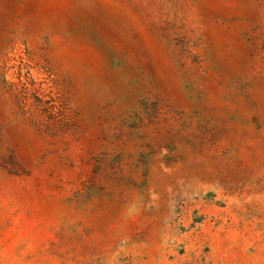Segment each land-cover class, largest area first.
<instances>
[{
	"label": "rangeland",
	"instance_id": "374dc122",
	"mask_svg": "<svg viewBox=\"0 0 264 264\" xmlns=\"http://www.w3.org/2000/svg\"><path fill=\"white\" fill-rule=\"evenodd\" d=\"M0 264H264V0H0Z\"/></svg>",
	"mask_w": 264,
	"mask_h": 264
}]
</instances>
